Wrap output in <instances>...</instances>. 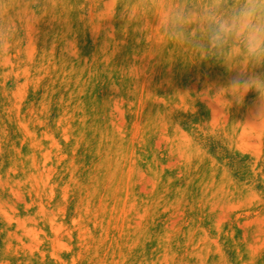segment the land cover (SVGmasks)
<instances>
[{
  "label": "rangeland",
  "instance_id": "rangeland-1",
  "mask_svg": "<svg viewBox=\"0 0 264 264\" xmlns=\"http://www.w3.org/2000/svg\"><path fill=\"white\" fill-rule=\"evenodd\" d=\"M124 2L0 0V264H264L256 94Z\"/></svg>",
  "mask_w": 264,
  "mask_h": 264
},
{
  "label": "clouds",
  "instance_id": "clouds-1",
  "mask_svg": "<svg viewBox=\"0 0 264 264\" xmlns=\"http://www.w3.org/2000/svg\"><path fill=\"white\" fill-rule=\"evenodd\" d=\"M120 17L150 44L214 61L229 74L216 95L240 107L254 92L251 111L264 118V0H125ZM11 29L0 19V53Z\"/></svg>",
  "mask_w": 264,
  "mask_h": 264
}]
</instances>
